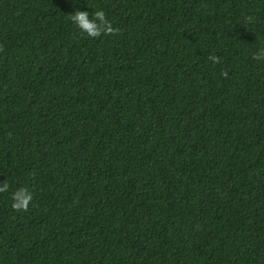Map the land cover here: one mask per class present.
<instances>
[{"label":"trees","instance_id":"16d2710c","mask_svg":"<svg viewBox=\"0 0 264 264\" xmlns=\"http://www.w3.org/2000/svg\"><path fill=\"white\" fill-rule=\"evenodd\" d=\"M4 184L0 264H264V0H0Z\"/></svg>","mask_w":264,"mask_h":264},{"label":"clouds","instance_id":"9594fccd","mask_svg":"<svg viewBox=\"0 0 264 264\" xmlns=\"http://www.w3.org/2000/svg\"><path fill=\"white\" fill-rule=\"evenodd\" d=\"M96 17H99L101 21L104 19V14L102 11L95 13ZM72 19L82 28L87 29V32L89 35L96 34L99 31L98 26L88 19V12L87 11H76L73 15ZM105 28L108 29L109 26L105 25ZM259 58V57H258ZM8 188L7 184H4L3 188H0V191H3ZM16 197H19V200L21 203L14 204V207H26V205L23 203V201H27L31 199L30 195L26 196L24 192H19L16 194Z\"/></svg>","mask_w":264,"mask_h":264}]
</instances>
